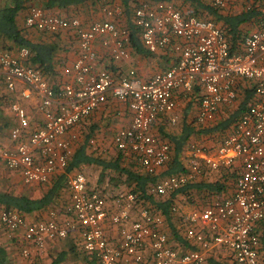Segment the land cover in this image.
<instances>
[{
  "label": "built area",
  "instance_id": "2783aa9c",
  "mask_svg": "<svg viewBox=\"0 0 264 264\" xmlns=\"http://www.w3.org/2000/svg\"><path fill=\"white\" fill-rule=\"evenodd\" d=\"M209 1L224 10L235 3L243 4L245 10L264 8V0ZM100 12L115 19L123 7L103 5ZM133 22L148 51L170 50L175 55L168 68L145 79L134 69L115 77L107 69L95 67L94 41L98 37L109 47L111 61L129 57L127 29L111 19L87 25L76 16L50 14L40 5L29 8L27 27L50 33L69 31L77 40L75 60L63 69L69 80L51 85L42 68L31 62L27 47H20L17 53L10 49L0 52L6 87L14 90L18 82L24 83L27 88L21 90V96L34 95L37 111L43 116L39 125L31 127L26 109L18 101L10 103L17 124L9 133L11 145L0 143V160L8 169L20 171L25 183L46 184L63 175L70 194L64 219H57V213L51 211L48 219L32 222L17 210L1 209L0 224L11 235L21 236L24 258L43 255L48 241L78 231L82 251L97 264H208L219 249L225 251L229 264H262L257 225L264 221V22L245 34L240 52L231 51L216 22L185 14L169 2H141L134 9ZM241 80L253 89L252 100L223 137L215 157L205 156L204 146L191 144L186 174L148 186L147 195L168 196L202 173L200 155L218 177L240 163L232 195L187 213L175 204L170 207L180 218V233L193 249L182 251L173 245L162 229L165 215L135 191L118 189L106 194L89 187L83 172L67 170L78 140L75 132L108 96L126 102L132 113L130 124L114 135L115 147L142 172L154 176L169 161L171 147L151 128L158 115L174 112V92L199 89L197 121L209 124L221 107L236 101ZM176 120V115L170 116L171 123Z\"/></svg>",
  "mask_w": 264,
  "mask_h": 264
},
{
  "label": "crops",
  "instance_id": "0c3cea01",
  "mask_svg": "<svg viewBox=\"0 0 264 264\" xmlns=\"http://www.w3.org/2000/svg\"><path fill=\"white\" fill-rule=\"evenodd\" d=\"M22 7L15 15L16 27L19 30L20 36L28 43L47 46L51 49V52L47 55V61L45 64L46 69L43 70L46 80L51 85H58L62 81L69 80V76L63 73L65 66H70L75 60L77 54V40L69 31H61L58 33H50L46 31H40L37 29L29 28L25 24V17L28 14V10L33 5H40L46 9L50 14H60L62 16L78 17L84 24H91L95 20H113L119 27H123L129 32L130 29L127 21V16L124 13L114 18H108L101 14L100 7L103 5H121L120 0H98L95 2H87L86 4L75 7L69 6L68 8H61L56 5L50 6L49 2L52 0H20ZM207 4L211 5L209 0H203ZM12 0H0V8L7 4H11ZM141 2H148L155 4L150 0H140ZM166 2V1H165ZM176 8L180 9L185 14H191L192 8L188 3L182 4L180 1L173 0L169 2ZM212 6V5H211ZM257 14L253 15L249 20L239 24L238 32L247 33L250 30L257 29L264 22V8H255ZM245 11L244 5L241 3L232 4L228 9H218V12L222 15H238ZM194 15V14H192ZM203 18L211 19V16L203 13ZM133 20V15H132ZM211 20H214L213 18ZM215 21V20H214ZM218 26L223 30L226 26L222 21H217ZM140 36V33H139ZM140 45L141 51H136L131 45V39L128 45L129 57L120 61H111L109 57V47L103 45L101 37H98L94 41V48L97 51V62L95 67L97 69H107L115 77H119L122 73L129 69H134L137 75L141 78H148L158 71L168 68L174 61L175 55L168 50L157 51L152 53L147 51L144 47L141 36ZM231 44L233 51H242V42L236 40ZM20 47H27L31 51V57L35 55V52L31 50L28 45L18 44L12 38H8L0 33V52L2 50L10 49L14 53H17ZM32 63L33 60L31 61ZM38 64V62L34 63ZM40 66V65H39ZM41 67V66H40ZM42 68V67H41ZM238 97L236 101L230 106H223L220 108L216 119L212 123H199L197 116L199 113L198 96L199 89L192 91L176 90L174 92L175 109L171 115H176L177 120L175 123L170 122V114H160L152 124L151 131L159 138L167 141L171 147V154L169 161L161 167L154 176H150L141 171V169L132 161L131 158L124 156L114 145V135L121 129L127 127L130 124L132 113L128 109L126 102L118 100L114 97L108 96L107 101L104 102L98 109L87 117L81 124L78 130V140L74 143L73 154L82 144H86V151L93 156L99 157L104 161L117 163L122 169H127L135 172L143 177H149V180L144 185V191L148 194V186L160 179L178 175L186 174L190 165V145L198 144L204 146L207 153L205 156L214 158L215 150L222 141L223 137L231 130L232 126L223 133H217L216 131L205 132V129L214 127L218 122L226 119L233 111L236 110L238 105L244 100V97L249 88V84L245 80H241L238 83ZM27 86L24 83L18 82L14 90H9L3 79V69L0 66V143L5 146H10L11 141L9 139V133L13 126L17 124V119L10 107L12 101H18L22 107H24L31 117V127L37 126L42 122L43 116L37 111V98L31 95L30 98H23L20 94L21 90L26 89ZM252 100V96L248 98L247 107ZM246 107V108H247ZM243 112V111H242ZM241 112V113H242ZM240 113V114H241ZM191 131L189 138L180 145L179 151H176L175 138H179L185 131ZM204 131V132H203ZM74 133V132H73ZM73 154L70 156L72 159ZM178 155V162L180 163V171L176 173L167 174L170 169L171 163ZM204 155H200L198 160L202 167V173L196 174L195 177L188 181V183L182 185L185 187L191 183L195 185H204L201 188L194 187L185 195L178 193V196L169 204L170 207L175 204L179 207V211L182 213L190 212L193 209H199L209 205L216 198H225L233 194L234 182L237 176V172L240 163L237 161L233 167H230L226 171L223 170L222 176L218 177L217 172L208 169L203 160ZM69 159V161H70ZM72 172L81 171L85 174L89 187L102 189L106 194L114 193L118 189H131L136 186V182L129 185L128 180L126 182V176L119 177V172L113 168H107L103 171L101 165L95 163L83 164L80 163L72 170ZM59 182L56 186V191L50 204L42 209L36 210H19L16 207L6 208L5 204L0 202L1 209H14L22 213L28 221H40L48 219L49 213L55 211L57 213V219L61 220L66 218L68 213L66 212L67 206L70 204V194L65 185V179L63 175L55 176L49 183H25L22 179L20 171L10 170L0 160V195H12L25 197L28 199H40L44 195L48 194L53 185ZM180 188V187H179ZM181 191V190H180ZM169 196V194H168ZM166 196V197H168ZM156 201L165 200L164 197H153ZM163 198V199H161ZM172 220L179 221L177 215L172 214ZM166 222V221H165ZM179 222L171 227L166 222L162 229L169 237L170 242L178 247L182 251L193 249L194 247L188 243L183 235L180 233ZM173 228L177 229L175 232ZM257 232L259 233L261 247H262V264H264V221L257 225ZM107 233L113 236V232L107 229ZM0 248L4 250L6 259L10 264H51L54 259L62 257L59 264H97L96 260L86 255L81 249V237L78 231H73L68 237L64 239H58L56 241H48L46 244L45 252L43 255H32L31 257L24 258L21 255V236L11 235L0 224ZM225 251L216 250L210 259H213L216 263L229 264L225 260Z\"/></svg>",
  "mask_w": 264,
  "mask_h": 264
},
{
  "label": "trees",
  "instance_id": "16d2710c",
  "mask_svg": "<svg viewBox=\"0 0 264 264\" xmlns=\"http://www.w3.org/2000/svg\"><path fill=\"white\" fill-rule=\"evenodd\" d=\"M98 0H52L49 2L50 6L56 5L61 8H68L69 6H75L79 7L87 2H95ZM140 0H120L121 6L124 8V13L127 16V21L130 29V39H131V45L136 51H141L142 47L140 45V36H139V30L134 25V22L132 20V15L134 12V9L137 7V5L140 4ZM153 2H160V1H166L171 2L173 0H150ZM180 1L182 4L188 3L189 6L192 8V14L197 16L198 18H203V13L205 15L211 16L214 20V22L217 23V21H222L224 25L226 26V29H224V32L226 34L227 40L230 43L233 44L234 41L239 40L242 42L243 37L246 33L238 32V26L239 24L249 20L253 15L257 14V10L255 8H252L250 10H245L243 13L238 15H222L218 12V8H215L203 0H176ZM22 7V2L20 0H12L11 4H7L4 7L0 8V33L8 38H12L16 43L28 45L31 47V50L35 52V55L31 57L34 63L38 62V64L42 67V70L46 69L47 66L45 64V61L47 60V55L51 52V49L47 46H39L35 44L28 43L25 41L19 33L18 28L16 27L15 23V15L19 9ZM177 7V6H176ZM210 18V17H208ZM211 18V19H212ZM230 48L232 52L233 51L231 44ZM148 51V50H147ZM31 60V61H32ZM250 95L253 97V89L249 86L247 93L244 97V100L238 105L235 111H233L226 119L218 122L214 127L205 129V132H212L216 131L217 133H223V131L227 130L233 124L237 121L239 116L243 113L242 111H245L247 107V101ZM242 112V113H241ZM241 113V114H240ZM203 131V132H204ZM191 131H188V129L185 131L182 136H180L178 139L175 138L174 142L176 143V151H179L180 145L185 142L189 136ZM86 144L82 143L78 149L75 151V153L72 156V159H70L68 163L67 170H72L80 163L83 164H90L95 163L97 165H101L103 168V171H105L107 168H113L114 170H117L116 172H119V177H122V175L126 176V182L128 180L129 185L133 182H136V186L132 188L133 191H135L141 198H144L145 200H148L150 203H152L154 208L159 209L164 215H165V221L170 225L171 227H174L179 221L172 220V213L171 210H168L170 202H172L177 196L178 193H183L185 195H190L189 191H191L194 187L201 188L204 185H195L191 183L188 186L180 187L178 189H175L172 191L168 197L165 198V200H155L149 195H147L144 191V185L149 181L152 180L149 177H143L135 172H132L127 169L120 168L117 163H111L104 161L103 159H100L99 157L93 156L91 153H88L86 151ZM178 155H175V158L173 160V163L170 165V169L166 172L167 174L176 173L180 171V163L177 160ZM59 184L57 182L53 185L52 189L49 191L48 194L44 195L40 199H28L25 197H19V196H12V195H0V202L5 204L6 208H12L16 207L19 210H36V209H42L47 207L50 202L53 199V196L56 191V186ZM181 190V191H180ZM189 192V193H188ZM179 220V219H178ZM165 222V223H166ZM175 232H178V228H173ZM208 259V264H214V260ZM62 260V257L54 259L51 264H59ZM0 264H10L8 263L5 252L3 249L0 248ZM220 264V263H216Z\"/></svg>",
  "mask_w": 264,
  "mask_h": 264
}]
</instances>
